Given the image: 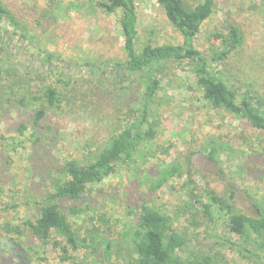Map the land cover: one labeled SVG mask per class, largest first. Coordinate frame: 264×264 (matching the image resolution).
<instances>
[{
    "label": "rangeland",
    "instance_id": "obj_1",
    "mask_svg": "<svg viewBox=\"0 0 264 264\" xmlns=\"http://www.w3.org/2000/svg\"><path fill=\"white\" fill-rule=\"evenodd\" d=\"M1 1L29 29L26 43L32 48L22 49L13 39L10 47H17L0 78V264H72L61 259L57 247L34 237L25 222L38 216V201L65 159L88 162L91 151H99L125 127L129 107L143 90L142 79L139 74L127 78L123 70L126 80L117 83L111 74L106 78L90 72L87 63L107 69L127 58L121 11L108 14L99 5L102 0ZM135 2L138 50L148 42L184 43L156 0ZM231 24L243 30L245 42L218 69L242 89L249 86L264 95V0H216L193 46L210 57L212 46H222L215 35L228 33ZM34 47L51 57L35 54ZM160 81L151 103L156 135L148 141L147 158L88 186L77 200H61L66 211L80 208L72 215L80 236L94 233L112 244L109 260L100 259L102 250L96 263L86 248L75 253L78 260L125 264L136 214L146 204L171 215L173 227L185 234L183 257L209 254L216 257L214 264H260L222 245L225 238L243 239L229 231L218 204L211 207L212 221L204 204L211 202L209 189L219 197L233 191L241 211L259 215L255 203L264 207V131L224 108L211 107L189 65L170 63ZM47 85L59 91L60 108L34 99ZM41 108L45 115L35 122ZM171 163L181 166V174L149 189L150 180Z\"/></svg>",
    "mask_w": 264,
    "mask_h": 264
},
{
    "label": "trees",
    "instance_id": "obj_2",
    "mask_svg": "<svg viewBox=\"0 0 264 264\" xmlns=\"http://www.w3.org/2000/svg\"><path fill=\"white\" fill-rule=\"evenodd\" d=\"M165 10L170 22L184 37L183 44L146 43L140 50L136 47L138 34V14L135 0H102L99 5L108 13L121 11L119 24L125 39L124 50L127 58L124 61L113 63L112 68L102 69L90 63V72L111 78L117 83L139 74L143 90L135 104L129 107L127 122L121 131L112 134L106 144L97 152L91 151V160L81 162L78 158H67L57 168L55 176L50 178L51 189L38 201L40 208L35 220H27L25 225L30 233L43 243H50L61 251V259L72 264H81L78 255L81 249L86 248L88 254L95 256L104 254L103 261L110 259L111 242L98 239L97 234L80 236L72 215L80 211L77 206L66 211L61 200H77L82 197L88 186L103 181L116 173L124 166L147 158L148 141L156 135L154 114L151 110L153 102L160 88V73L170 63L189 65L194 73L196 83L203 93V97L213 108H224L245 119L249 124L264 131V95L257 90L245 87L242 89L234 81L228 79L218 69L231 52L238 50L245 42L243 30L234 24L229 26L226 34L217 36L220 48L212 46L210 57L193 46V39L199 33L201 24L214 11L216 0H199L190 3L189 0H156ZM30 37L29 29L18 20L16 15L0 0V78L6 67L9 66V55L17 45L12 46L13 39L23 48H30L26 40ZM32 48V47H31ZM25 50V49H24ZM26 51V50H25ZM39 47L33 52L43 58ZM8 70V69H7ZM89 72V74H91ZM118 76V77H117ZM102 80H104L102 78ZM116 84V83H115ZM122 84V83H120ZM118 85V84H117ZM34 99L42 100L48 108H60L63 102L60 93L53 85H47L41 96ZM45 115V109L36 112L35 122ZM151 119V121H150ZM178 163L167 164L161 168L156 178L150 180L151 190L162 187L172 176L181 174ZM149 178V177H148ZM211 202L205 206V212L210 221L215 219L213 204H218L220 212L225 216L229 231L242 238V242L222 239V245H229L243 258H254L255 262L264 264V207L255 203L259 215H249L241 211L234 201V192L227 197H219L212 190L206 191ZM137 228L132 235V244L129 259L125 264H214L217 259L213 255H195L193 259L183 257L187 238L184 233L173 227L171 215L159 209L143 204L136 214ZM20 232V228L16 229ZM95 227L94 231H99ZM220 244V242H218ZM254 244V245H253ZM248 245L254 246L250 249ZM263 251V253H259ZM99 259V260H100Z\"/></svg>",
    "mask_w": 264,
    "mask_h": 264
}]
</instances>
